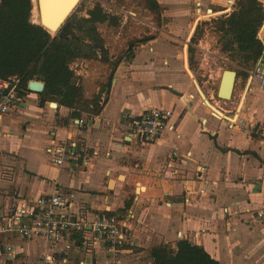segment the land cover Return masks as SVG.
I'll list each match as a JSON object with an SVG mask.
<instances>
[{"label":"crops","instance_id":"1","mask_svg":"<svg viewBox=\"0 0 264 264\" xmlns=\"http://www.w3.org/2000/svg\"><path fill=\"white\" fill-rule=\"evenodd\" d=\"M156 1L164 17L174 18L173 40L148 36V41L132 43V50L128 45L131 55L120 62L111 49L113 71L88 58L71 64L87 98L95 95L93 101H81L74 109L53 100L42 102L40 93L29 88L30 80L20 106L0 114V223L37 196L60 193L73 211L89 220L118 216L125 232L121 252L115 256L91 229L71 233L56 245L4 233L0 264H153V248L168 244L176 249L180 240L203 246L220 264H264V219L256 216L264 208V88L252 77L256 65L264 64V51L252 69L241 66L246 78L237 71L238 81L250 82L237 112L219 110V101L209 106L206 100L213 94L209 98L210 90L190 70L192 46H202L188 44L190 67L187 58L181 62L185 45L195 38L190 18L194 12L230 15L237 0ZM101 2L104 7L109 1ZM32 21L39 24L33 11ZM74 37H80L79 31ZM258 37L264 44V22ZM198 59L202 67L211 61ZM94 68L103 69L100 80L94 79ZM218 70L211 74L221 100L226 68ZM94 80L103 85H94ZM161 107L174 112L173 129L145 139L129 128L135 116ZM62 140L74 156L57 167L48 149ZM50 254L54 259L45 263Z\"/></svg>","mask_w":264,"mask_h":264},{"label":"trees","instance_id":"2","mask_svg":"<svg viewBox=\"0 0 264 264\" xmlns=\"http://www.w3.org/2000/svg\"><path fill=\"white\" fill-rule=\"evenodd\" d=\"M101 1L113 0L97 1L89 10V17L77 19L80 37L61 38L33 23L32 0H1L0 78L20 76L23 88L32 79L41 80L45 83L40 93L42 102L53 100L74 109L83 98L82 87L77 83L71 64L79 58L97 59V50L105 49L98 25L118 20L104 10ZM145 2L152 12H162L156 0ZM263 22L264 5L260 0H237L236 9L221 18L218 29L223 33L222 49L241 52L246 62L256 65L264 51V44L258 37ZM149 39L138 40L137 44ZM135 46L131 44L130 50ZM239 74L247 77L243 71ZM94 103L99 108L98 101ZM151 257L153 264H220L203 246L189 240H180L176 249L168 244L155 247Z\"/></svg>","mask_w":264,"mask_h":264},{"label":"rangeland","instance_id":"3","mask_svg":"<svg viewBox=\"0 0 264 264\" xmlns=\"http://www.w3.org/2000/svg\"><path fill=\"white\" fill-rule=\"evenodd\" d=\"M97 0H80L76 10L79 8V11H75L72 16V19L80 18L81 16H87V13L90 9H92ZM212 9V7H209ZM104 9L118 17L117 22L115 23L112 21L111 23H104L98 25L99 33L103 38L104 47H108V49H98V58L97 59H86V60H94L103 65H110L111 71L115 67L116 63H111L109 61V52L112 49L114 55L118 58L116 61H122L125 56H130L126 47L131 45L132 43L143 40L148 36L153 35V37H157L159 41H171L173 37L176 35L174 32L177 29L172 27L173 24V17H164L163 11L160 13L152 12L150 9L147 8V4L145 0H122V1H109L106 2L104 5ZM202 16V17H201ZM199 16L198 13L194 12V14L190 18V23L193 24V28L191 30V34L193 30L195 31V39L189 41L187 45H185L184 54L181 56V62H184V58L189 62L190 67V54L187 52L189 45H201V49H197L196 47L193 50V68L190 67V70L194 74V78L198 81L200 86L205 85L208 90H210V95L213 94L214 98L208 99L209 102L213 105V102L219 101V110H228L232 112L231 114L234 115L237 110L236 108L243 103L244 98L246 96L248 90V84L250 82L245 81H236L233 97L231 100H223L219 99L216 96V92L218 89V81H214V75L211 74L212 70L218 72V68H226V69H234L240 70L241 66L247 67L252 69L254 67V63L246 62L243 58V53L238 52L236 50L231 51H224L222 49V37L223 33L219 28L221 23V14H217L215 12H209V15ZM78 31L75 29L74 34H77ZM182 39L185 42V30L181 35ZM189 39H192L190 37ZM189 44V45H188ZM209 58L211 61L207 62L203 67L201 62L198 58ZM115 61V62H116ZM229 63V66H224L223 63ZM210 63V64H209ZM99 65V64H98ZM101 67V65H99ZM185 67V66H184ZM104 68V67H103ZM197 73L198 77L194 73ZM94 79L98 78L100 80L101 74H103V69L94 68L93 70ZM110 71V73H111ZM205 76L202 74L205 73ZM109 73V75H110ZM95 81L94 85H103L100 84V81ZM81 84L82 87V94L81 98L82 101L90 102L94 100V96L91 98H87L85 94V86ZM91 83L90 86L93 87ZM195 86V85H194ZM195 88V87H194ZM203 90V88H202ZM196 91V89H195ZM198 93V92H197ZM242 94L244 96H242Z\"/></svg>","mask_w":264,"mask_h":264},{"label":"built area","instance_id":"4","mask_svg":"<svg viewBox=\"0 0 264 264\" xmlns=\"http://www.w3.org/2000/svg\"><path fill=\"white\" fill-rule=\"evenodd\" d=\"M252 77L264 88V64L260 62L256 65ZM22 83L20 76L0 78V114L10 113L20 106L23 99ZM173 115L174 112L168 108H151L135 116L129 122V128L140 138H157L173 129ZM80 123H84V120ZM48 151L57 167L74 156L67 140L58 143L54 141ZM256 216L264 219V208L257 210ZM8 220L0 223V234H19L27 239L41 238L53 245L62 242L71 233H84L91 229L99 240L106 241L109 249L117 256L125 241V232L118 216L98 215L89 220L73 211L69 201L60 193L37 196L30 204L12 210ZM5 248L13 250L12 245ZM53 259L52 254L46 255L45 263L52 262Z\"/></svg>","mask_w":264,"mask_h":264},{"label":"water","instance_id":"5","mask_svg":"<svg viewBox=\"0 0 264 264\" xmlns=\"http://www.w3.org/2000/svg\"><path fill=\"white\" fill-rule=\"evenodd\" d=\"M74 0H37V9L39 15V24L46 28L48 31L55 30L61 38L74 37L75 20L70 21L74 10L79 4L80 0L73 3ZM1 3V0H0ZM65 12L67 15H65ZM187 71L191 74L188 67ZM238 72L237 70L226 69L223 71L222 80L218 92V96L223 100H231L233 97ZM199 93L203 98L205 95L199 84L196 83ZM29 88L35 92L41 93L45 88V83L39 80H31L29 82ZM207 104L211 106L209 101ZM57 106L56 103H52Z\"/></svg>","mask_w":264,"mask_h":264},{"label":"bare ground","instance_id":"6","mask_svg":"<svg viewBox=\"0 0 264 264\" xmlns=\"http://www.w3.org/2000/svg\"><path fill=\"white\" fill-rule=\"evenodd\" d=\"M36 1H37V0H34L35 3H36ZM63 1H67V0H63ZM77 1H78V0H74L73 3H76ZM210 12H212V11H210ZM65 15H67L66 12H65ZM33 20H34L35 22H40V21H39L38 10L36 9V7H35L34 10H33ZM51 32H52V34H55V33H56L55 30H52ZM54 107H55V106H54Z\"/></svg>","mask_w":264,"mask_h":264}]
</instances>
